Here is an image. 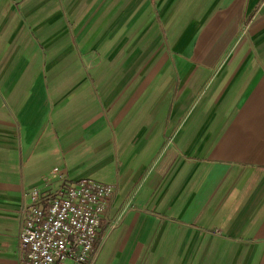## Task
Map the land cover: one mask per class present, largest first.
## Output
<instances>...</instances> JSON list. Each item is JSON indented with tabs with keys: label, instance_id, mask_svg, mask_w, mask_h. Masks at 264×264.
Instances as JSON below:
<instances>
[{
	"label": "crops",
	"instance_id": "obj_1",
	"mask_svg": "<svg viewBox=\"0 0 264 264\" xmlns=\"http://www.w3.org/2000/svg\"><path fill=\"white\" fill-rule=\"evenodd\" d=\"M59 175L96 264H264V0H0V264Z\"/></svg>",
	"mask_w": 264,
	"mask_h": 264
},
{
	"label": "built area",
	"instance_id": "obj_2",
	"mask_svg": "<svg viewBox=\"0 0 264 264\" xmlns=\"http://www.w3.org/2000/svg\"><path fill=\"white\" fill-rule=\"evenodd\" d=\"M59 177L53 192L31 190L17 211L22 264L97 263L101 221L116 186L87 177L73 182ZM106 226V231L115 227L111 222Z\"/></svg>",
	"mask_w": 264,
	"mask_h": 264
}]
</instances>
